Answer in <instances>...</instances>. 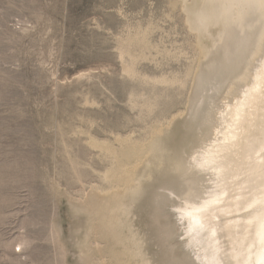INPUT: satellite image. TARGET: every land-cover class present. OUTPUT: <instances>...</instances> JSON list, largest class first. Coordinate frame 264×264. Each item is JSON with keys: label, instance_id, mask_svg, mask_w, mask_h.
<instances>
[{"label": "rangeland", "instance_id": "rangeland-1", "mask_svg": "<svg viewBox=\"0 0 264 264\" xmlns=\"http://www.w3.org/2000/svg\"><path fill=\"white\" fill-rule=\"evenodd\" d=\"M172 2L0 0V264H76L83 253L134 264L107 231L83 247L81 228L72 243L82 221L71 204L109 184L113 156L95 144L126 162L122 149L185 109L190 84L154 81L184 76L195 54Z\"/></svg>", "mask_w": 264, "mask_h": 264}, {"label": "bare ground", "instance_id": "bare-ground-1", "mask_svg": "<svg viewBox=\"0 0 264 264\" xmlns=\"http://www.w3.org/2000/svg\"><path fill=\"white\" fill-rule=\"evenodd\" d=\"M172 5L195 54L184 76L154 81L190 84L185 109L124 146L126 162L93 142L113 156L109 184L89 205L71 204L82 223L69 239L84 228V247L107 231L134 264H264V0Z\"/></svg>", "mask_w": 264, "mask_h": 264}]
</instances>
